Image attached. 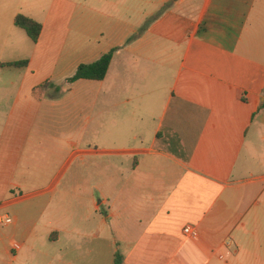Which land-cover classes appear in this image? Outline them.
Returning a JSON list of instances; mask_svg holds the SVG:
<instances>
[{
	"label": "crops",
	"instance_id": "crops-1",
	"mask_svg": "<svg viewBox=\"0 0 264 264\" xmlns=\"http://www.w3.org/2000/svg\"><path fill=\"white\" fill-rule=\"evenodd\" d=\"M0 217V264H264V0H0Z\"/></svg>",
	"mask_w": 264,
	"mask_h": 264
},
{
	"label": "trees",
	"instance_id": "trees-1",
	"mask_svg": "<svg viewBox=\"0 0 264 264\" xmlns=\"http://www.w3.org/2000/svg\"><path fill=\"white\" fill-rule=\"evenodd\" d=\"M15 24L17 27L26 31L28 36L33 42H37L42 31V25L31 18L25 17L23 15L17 16L15 19ZM115 51H112L98 61L92 64H83L79 66L75 75L69 80L70 82H76L79 80H90V81H102L106 78L108 74L109 67L111 65L113 55ZM28 64L27 61L14 62L2 65L4 67H26ZM47 85V84H46ZM44 85V87L46 86ZM116 264H122L120 256H116Z\"/></svg>",
	"mask_w": 264,
	"mask_h": 264
},
{
	"label": "rangeland",
	"instance_id": "rangeland-1",
	"mask_svg": "<svg viewBox=\"0 0 264 264\" xmlns=\"http://www.w3.org/2000/svg\"><path fill=\"white\" fill-rule=\"evenodd\" d=\"M52 92H54V91L52 90ZM55 112L60 113L62 118H61V122H59V119H60L59 116L55 115V119L57 122L53 123L54 128L52 130L59 131V132H70L71 128L73 130L74 122L71 120L74 119V116H75L74 112H72L73 113L72 117H70V111L69 110L65 111L64 112L65 114L62 112V110H56ZM85 118L86 117L84 116L83 121L85 120ZM58 122L61 124L59 125ZM84 123H85V121H84ZM61 126L62 127L64 126L65 129H63ZM35 174L37 175V173H35Z\"/></svg>",
	"mask_w": 264,
	"mask_h": 264
},
{
	"label": "built area",
	"instance_id": "built-area-1",
	"mask_svg": "<svg viewBox=\"0 0 264 264\" xmlns=\"http://www.w3.org/2000/svg\"><path fill=\"white\" fill-rule=\"evenodd\" d=\"M13 223V220L9 217H4V218H1L0 217V225H8V224H12ZM184 233L190 237V238H193V239H196L198 237V231L194 228V227H191V226H188L184 229ZM20 245L16 244L14 246V250H20Z\"/></svg>",
	"mask_w": 264,
	"mask_h": 264
}]
</instances>
